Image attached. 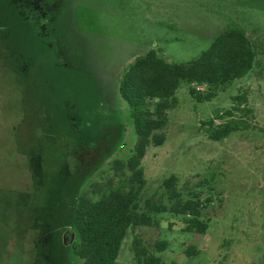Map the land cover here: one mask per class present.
<instances>
[{
    "label": "rangeland",
    "instance_id": "374dc122",
    "mask_svg": "<svg viewBox=\"0 0 264 264\" xmlns=\"http://www.w3.org/2000/svg\"><path fill=\"white\" fill-rule=\"evenodd\" d=\"M31 12L53 27L59 44L57 64L63 65H48L43 80L70 90L71 103L77 93L85 92L91 107L75 112L83 121L80 128L70 120L69 110L68 116L62 115L67 104L55 112L40 111L36 121L22 107L21 88L4 67L12 64L0 49V246L1 240L6 242L0 258L11 253L18 240L21 264H34V245L42 243L41 232L49 227L34 225L46 222L58 202L56 189L75 170L73 146L88 150L82 162L90 159L95 167L84 170L91 169L90 174L74 190V184L70 186L67 198L106 181L112 162L129 156L134 134L117 87L136 56L152 49L168 63H184L204 51L219 30L233 26L244 30L257 48L256 66L209 102L191 100L187 86L181 84L174 94L175 106L166 112L163 143L147 147L141 160L145 185L139 204L149 198L165 202L161 181L174 176L183 200H199L205 233H186L182 217L165 213L156 217V229H142L140 235L149 243L155 239L168 243L158 254L164 264H264V0H42L32 3ZM11 21L16 30H24L17 19ZM41 61L28 66L26 79L37 74L36 67L43 68ZM41 80L37 77L40 85ZM234 95L242 96V106L249 112L233 113L232 118L249 127L219 142L208 140L207 122L219 125L230 120L224 113ZM35 147L41 152L32 157L30 179L23 150ZM56 230L61 244L74 241L70 227ZM130 241L127 231L118 264H134ZM188 247L194 248V256L184 254ZM66 252L69 264H80Z\"/></svg>",
    "mask_w": 264,
    "mask_h": 264
},
{
    "label": "trees",
    "instance_id": "16d2710c",
    "mask_svg": "<svg viewBox=\"0 0 264 264\" xmlns=\"http://www.w3.org/2000/svg\"><path fill=\"white\" fill-rule=\"evenodd\" d=\"M10 13L6 5L0 4V49L12 64L4 67L16 79L19 89L21 88L22 107L25 112H31L37 121L40 111L55 112L57 106L67 104L70 90L54 86L48 79L43 80L48 75V65H43V68L36 67L37 74H28L30 77L26 79L28 66L23 67L21 59H42L32 34L25 30H16L10 25L11 20H14ZM256 58L257 48L250 37L244 30L233 26L219 30L204 51L184 63H168L152 49L136 56L122 73L117 87L118 96L128 110L134 134L130 154L124 161L112 162L111 177L106 181L92 183L80 195L73 196L72 193L71 198H67L65 193L70 186L74 184V190L75 185L85 180L90 174L89 171L95 167L90 165V159L82 162L88 150L77 147L78 145L73 146L71 154L76 160L75 170L56 189H60L58 202L47 213L49 227L41 232L42 238L46 240L45 247H49L50 253L42 259L38 247H34L33 255L31 254L34 264H69L66 250L80 264H118L117 253L127 231L131 233L130 253L134 264H164L158 254L168 248V243L159 239L149 243L140 235V230L156 229V217L165 213L182 217L185 223L184 232L194 236L203 235L207 225L199 219L202 206L197 198L182 199L174 176L161 181L162 198L165 202L149 198L139 204L140 193L145 185L141 160L147 147H157L163 143L166 112L175 106L174 94L181 84L187 86L186 93L191 100L196 103L209 102L230 83L246 76L256 66ZM37 77L42 79L41 85L37 83ZM57 77L60 79L59 75ZM199 87L204 90H198ZM48 94L52 96L49 97ZM76 99L83 103L81 93L77 94ZM229 100L231 107L224 115L230 120L219 125H214V120L207 122V138L210 141L219 142L231 132L249 127L241 124L239 118H232L233 113L249 112L242 106V96L234 95ZM32 135L35 134L27 136ZM23 151L29 163L26 167L30 179H33L32 157L39 155L41 149L35 147ZM88 167L92 168L85 173L84 170ZM33 190L31 182L30 193ZM59 226L70 227L75 239L56 256L54 239H51L49 232ZM61 241L62 239L58 240V247H62ZM17 243L18 240L14 242L11 253L9 251L0 258V264H17V260L21 264ZM0 247L4 249L6 242L1 240ZM184 254L187 257L194 256V248L188 247Z\"/></svg>",
    "mask_w": 264,
    "mask_h": 264
},
{
    "label": "flooded vegetation",
    "instance_id": "af4514ba",
    "mask_svg": "<svg viewBox=\"0 0 264 264\" xmlns=\"http://www.w3.org/2000/svg\"><path fill=\"white\" fill-rule=\"evenodd\" d=\"M45 1V0H44ZM33 4H40L42 3V0H0L1 5H6L7 9L11 11L10 16L13 17V19H17L19 24H22V29H24L26 32H30L34 38V41L36 43V49L39 51V55L41 56L42 63L45 65H53V66H61V64H57L59 62V44L58 42L54 39L55 36V31L52 27V29L48 28L47 23L41 21V19H37V14L35 13V16H33L31 12V7ZM40 15V13H39ZM60 51V50H59ZM61 52V51H60ZM62 55V54H61ZM21 59V65L23 67L31 66L33 67L35 61H26V57H23ZM68 63V62H66ZM69 66V65H67ZM65 67V66H64ZM66 68V67H65ZM80 93V92H79ZM77 93V94H79ZM82 94V102L79 103L78 101H74V103H71L70 101H67V107L64 109L66 110L65 113H62V115L68 116V110L70 111V115H73V117L70 118L71 121L76 122L75 126H78V128L82 127V119L79 116L75 115V112L77 113V109L80 108L81 110L86 112L85 109L91 107V103H88V99L85 92L81 93ZM77 100V99H76ZM93 101V100H91ZM72 105H71V104ZM76 103V105H75ZM69 104V105H68ZM90 105V106H89ZM84 113V112H83ZM87 114V113H86ZM41 215H38V218H40ZM41 221V220H40ZM41 227V225L47 227V220L46 222L41 221L40 223H35L34 226L38 225ZM51 239L53 240L55 251H56V256H59V254L64 251L66 248L70 246L68 245H63L62 247H58V240L61 239L59 238L60 233L56 232V230H52L49 232ZM40 238V237H39ZM65 238V237H64ZM42 244V245H41ZM35 247H38V253L42 259H45L47 254H49V247L46 246V240H42V243L39 241L36 242L34 245ZM52 249V248H51ZM51 251V250H50Z\"/></svg>",
    "mask_w": 264,
    "mask_h": 264
}]
</instances>
